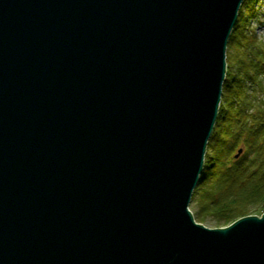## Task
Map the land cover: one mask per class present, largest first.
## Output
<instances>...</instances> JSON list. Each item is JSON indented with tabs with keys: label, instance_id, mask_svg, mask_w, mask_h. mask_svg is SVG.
I'll return each instance as SVG.
<instances>
[{
	"label": "water",
	"instance_id": "95a60500",
	"mask_svg": "<svg viewBox=\"0 0 264 264\" xmlns=\"http://www.w3.org/2000/svg\"><path fill=\"white\" fill-rule=\"evenodd\" d=\"M243 1L0 0V264H264L190 209Z\"/></svg>",
	"mask_w": 264,
	"mask_h": 264
},
{
	"label": "trees",
	"instance_id": "16d2710c",
	"mask_svg": "<svg viewBox=\"0 0 264 264\" xmlns=\"http://www.w3.org/2000/svg\"><path fill=\"white\" fill-rule=\"evenodd\" d=\"M258 2L243 1L229 37L219 112L190 203L197 221L218 227L264 214V43L248 26ZM248 81L260 89L251 92Z\"/></svg>",
	"mask_w": 264,
	"mask_h": 264
},
{
	"label": "rangeland",
	"instance_id": "374dc122",
	"mask_svg": "<svg viewBox=\"0 0 264 264\" xmlns=\"http://www.w3.org/2000/svg\"><path fill=\"white\" fill-rule=\"evenodd\" d=\"M248 26H250V28H253L257 34V37L260 39V41H262L264 43V0H259L258 2V7H257V14L255 15V17H253L249 22H248ZM264 80V79H263ZM263 85H264V81H263ZM247 86L249 87L251 92H255V90L260 89L258 88L257 85H255V83H253L252 81H248L247 82ZM260 92H257V94H259ZM242 149V148H240ZM240 149L238 150L237 155L240 156L242 151L240 152ZM262 208V207H261ZM190 209L193 212V215L196 219V208L192 207L190 205ZM263 210H264V206H263ZM262 210H257L252 214H258V215H262L263 213H261ZM197 220V219H196ZM202 223V222H201ZM208 227H218L213 221H206L204 223H202Z\"/></svg>",
	"mask_w": 264,
	"mask_h": 264
}]
</instances>
